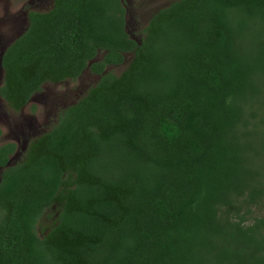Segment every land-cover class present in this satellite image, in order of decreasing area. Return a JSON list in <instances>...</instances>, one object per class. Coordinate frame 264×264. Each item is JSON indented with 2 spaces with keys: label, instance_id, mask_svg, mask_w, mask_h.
<instances>
[{
  "label": "trees",
  "instance_id": "1",
  "mask_svg": "<svg viewBox=\"0 0 264 264\" xmlns=\"http://www.w3.org/2000/svg\"><path fill=\"white\" fill-rule=\"evenodd\" d=\"M27 18L10 109L99 80L17 163L0 145V264H264V0H173L139 39L122 0Z\"/></svg>",
  "mask_w": 264,
  "mask_h": 264
},
{
  "label": "rangeland",
  "instance_id": "2",
  "mask_svg": "<svg viewBox=\"0 0 264 264\" xmlns=\"http://www.w3.org/2000/svg\"><path fill=\"white\" fill-rule=\"evenodd\" d=\"M122 1L127 9V31L134 39H139L152 14L167 7L173 0ZM52 5L53 0H0V57L5 49L26 30L28 12L31 10L45 12ZM124 67L107 69L119 75ZM98 80L99 76L85 70L76 81L46 84L43 91L36 94L20 112L10 109L0 96V130L2 131L0 145L8 142L17 145V151L11 157L9 165L17 163L23 157L29 143L49 131L60 111L80 100ZM2 171L1 168L0 177ZM45 222L49 223V221Z\"/></svg>",
  "mask_w": 264,
  "mask_h": 264
},
{
  "label": "flooded vegetation",
  "instance_id": "3",
  "mask_svg": "<svg viewBox=\"0 0 264 264\" xmlns=\"http://www.w3.org/2000/svg\"><path fill=\"white\" fill-rule=\"evenodd\" d=\"M9 47V46H8ZM7 49V48H6ZM5 49V50H6ZM5 52V51H4ZM3 52V53H4ZM3 53H2V55H3ZM1 59H2V56L0 57V70H1V75H2V83H3V77H4V71H3V69H2V66H1ZM2 86V84L0 85V87ZM2 132V131H1ZM1 169V168H0Z\"/></svg>",
  "mask_w": 264,
  "mask_h": 264
}]
</instances>
